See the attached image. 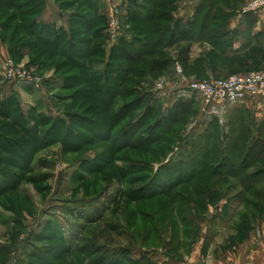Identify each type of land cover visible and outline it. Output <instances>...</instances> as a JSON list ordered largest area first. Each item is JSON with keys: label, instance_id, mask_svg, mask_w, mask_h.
<instances>
[{"label": "rangeland", "instance_id": "374dc122", "mask_svg": "<svg viewBox=\"0 0 264 264\" xmlns=\"http://www.w3.org/2000/svg\"><path fill=\"white\" fill-rule=\"evenodd\" d=\"M178 1L146 0L153 21L137 23L136 30L127 25L132 36L142 44L148 41L154 52L129 76L125 75L128 63L121 57L122 39L112 45L106 33V41L101 39L103 50H95L77 65L65 64L67 58L61 52L37 58L32 64L37 53L24 47L36 40L25 34L29 22L15 36V50L9 58L43 77L45 83L41 88L9 85L0 75V264H97L95 255L81 250L93 242L115 259L129 258L138 264L167 259L182 264L193 248L203 244L207 249L243 243L261 223L264 176L249 192L241 183L263 169L264 160L236 178L204 174L166 195L147 201L139 197L149 186L175 182L176 176L166 178L162 168L192 152V143L211 121H220L216 124L219 132H210L217 134L212 141L215 152L224 153L219 140L231 132V164L242 163L256 134L244 112H237L241 115L237 121L231 120L235 111L216 114L211 110L216 104L205 107L188 84L226 79L248 67L252 72L262 69L219 54L213 47L216 24L208 25L206 39L197 40L202 20L193 30L196 41L192 44H170L165 15L176 9ZM78 2L64 8L79 13L74 54L97 49L100 40L94 32L100 24L88 28L83 23L93 19V11L81 5L84 0ZM232 5L234 0L216 2L219 9ZM105 14L103 6L99 14L103 28L107 25ZM17 24H10L7 32L0 27V38L8 33L10 39ZM122 26L127 29L123 18ZM88 39L93 40L91 48L79 45ZM155 60H169V66L152 71ZM231 98L217 106L228 104ZM136 99L143 101V108L127 119L120 117L119 110ZM179 99L195 105L169 127L164 117ZM147 108L154 111L151 117L145 116ZM246 129L249 133L236 143ZM195 149L193 153L200 154ZM218 162L222 161L211 167Z\"/></svg>", "mask_w": 264, "mask_h": 264}, {"label": "trees", "instance_id": "16d2710c", "mask_svg": "<svg viewBox=\"0 0 264 264\" xmlns=\"http://www.w3.org/2000/svg\"><path fill=\"white\" fill-rule=\"evenodd\" d=\"M24 0H0V27L3 31H6V29L10 28V24L14 22H18V24L13 28V31L11 33V38L9 39L6 35L8 33L2 34L1 39L4 44H6L9 49L10 53H13L15 50V36L19 35L21 31L24 30L25 26L24 24L26 22H29L28 29H25V34L27 36H33L36 40L35 41H28V43L24 44V47H28L29 49L34 50L37 53V56L35 59H32V64H35L37 61V58H45V57H53L56 56L58 52H61L62 55L67 58V62L65 61V64H79L80 60H87L90 58V56L93 54V52L96 50L97 52H101L103 50V47L105 46V42H102L101 39L105 37L106 33V27L103 28V19L99 17L100 11H101V3L100 0H84L83 4H81L83 7H89L90 10L93 11L94 17L92 20L85 19L83 20V23L85 24V27L87 26L88 28H93L97 27L98 24V29H96L95 35L96 38L100 39L98 44H97V49L91 48L90 44L92 43L93 40H86L83 42H80L79 45H88L89 42L90 44L88 45L90 50H88L86 53H81L79 54H74L75 52L73 51L75 48L74 45V36L76 35V28H75V19L77 14V11L71 12L72 14L70 15V19L68 21V26L67 27H61L57 28L53 24H47L43 21L42 17L44 15L45 11V3L42 0H29V6L22 4ZM79 0H59V3L64 9L67 6H75L78 4ZM216 0L212 1H205L203 4L199 7L198 13L199 15L197 18L194 20V22H191L189 26H185L184 28L179 27L178 25L175 28L171 29V24L174 23V18L172 15V12L167 15H165V19H169L167 23H169V26L167 30L165 31L166 35H170L169 42L172 45L178 44V43H193L196 41L195 37V32L193 31L195 26L199 23L200 20H202V26L204 29H198V34L199 39H206L207 37V25L214 24L216 20L218 19L217 14H213V9L216 6ZM33 6V10H31L29 7ZM82 6H79L82 7ZM130 7L127 8L128 14H127V20L129 23L134 25L132 27L133 30L135 29V26L138 22L136 20L138 18V13ZM210 7V8H209ZM143 7L140 6V9ZM148 13V12H147ZM250 12L246 13L249 14ZM38 14V15H37ZM33 18V21L31 19ZM161 17H164L161 15ZM143 22L147 21H153V16L150 15L149 13L144 16V18L140 17ZM31 21V22H30ZM106 21V18H105ZM102 22V23H101ZM207 30V31H206ZM7 32V31H6ZM164 33V32H163ZM216 33V32H215ZM214 33V38L215 42H213V47L215 49L220 50L219 54H223L224 56L226 52L228 51V46L226 44L221 45L220 43V36L219 34L215 35ZM107 35V33H106ZM25 36V35H22ZM21 36V37H22ZM108 36V35H107ZM109 38V36H108ZM104 41H106V38H104ZM121 57L127 61V68L125 70V75L129 76L131 73H135V71L138 69L140 63L142 60L146 57L151 56L154 52L153 50H150L152 47H149L148 41L145 43H140L137 41L136 37L133 36L130 40H124L122 38L121 40ZM142 44V45H141ZM157 45V44H156ZM154 45V46H156ZM67 47L68 51L64 52L63 47ZM153 46V47H154ZM115 47V46H114ZM113 47V48H114ZM190 45L186 47V53L187 55L190 53ZM74 52V53H73ZM95 53V52H94ZM67 55L69 57H67ZM45 66V65H43ZM169 66V60L165 61H159L155 60L153 61L152 65V71L155 70H164ZM40 67V66H39ZM248 67L244 72L242 73H249L252 72V69H249ZM263 70V69H262ZM261 71V70H259ZM255 72V71H253ZM258 72V71H256ZM242 73H237V74H242ZM234 74V75H237ZM59 77V76H55ZM59 79L64 80L62 77H59ZM50 82V81H49ZM46 84H49L48 82ZM12 100V99H11ZM6 101L2 105H7ZM195 104L192 102H189L187 100H182L179 99L175 101L169 110L167 111L166 116L164 117V123L167 124L169 127L176 125L179 121L180 118L184 115L189 114L192 111V108ZM143 108V101L141 99H136L134 102L129 103L125 106H123L119 112L118 115L122 117L123 119H127L131 113L134 111H138ZM237 112H241V114L244 112L245 116H247V119H249L250 124L251 122V116L245 111V110H237L235 113L232 114V121H237L240 120L238 119V114ZM146 115L151 117L154 114V111L151 108H147L145 110ZM241 117V115L239 116ZM200 118V116H199ZM220 121L214 120L211 121L209 125L204 126L206 127L205 130L201 133L200 137L198 138L197 141L192 143L193 145H197V148L193 147L194 149L199 151L200 154L197 153L194 154L193 151L187 154L186 157L180 158L176 163H171L169 161V166L162 168V171L164 172V175L166 178H171L176 176L175 182L169 186V184H162L160 183L159 186H149L145 188V192L140 193L141 198L144 200H150L154 199L157 195H166L167 193H170L173 189L184 185L186 182L192 181L195 179L197 176L200 175H213V176H219V177H231L233 176L236 178L239 173H241L244 170H247L251 168L256 162L258 161H263L264 160V133H263V128H264V123H261L258 127L256 126L253 127L255 128L256 134L254 135L253 138V143L249 147V149L246 151L247 155H245V158L243 159L242 163L240 165H235L230 163V153L233 150V145L231 148V132L228 134L223 135L220 137L219 144H220V149L222 148L224 153H218L215 152L213 149V143L212 141L216 137L215 135L217 134H211L210 132L214 130L215 132H219L217 125ZM248 130L246 129L243 134H241L240 137L236 138L238 139L236 143H241L242 140L244 139L245 133L247 134ZM249 133V132H248ZM220 136V134H218ZM219 138V137H218ZM160 139V136L155 140L158 141ZM222 140V143L220 141ZM141 142V141H140ZM143 143H146L145 141L141 142V145ZM137 147V146H136ZM134 147V148H136ZM216 149V148H215ZM247 149V148H246ZM236 152L238 153L239 148H235ZM215 152V153H214ZM216 161H222L219 163L216 167H211L213 162ZM168 164V163H167ZM231 164V165H229ZM160 171V173L162 172ZM264 176V168L261 170H258L255 173H252L248 175L247 179L242 180L243 186L249 191H251L252 188H254L257 184H259L260 179ZM170 188V189H169ZM168 189V190H167ZM203 193V192H202ZM242 198H243V194ZM261 195L264 197V186L261 191ZM241 199V201H243ZM230 201H227V204H229ZM227 206H225L226 208ZM85 253L93 254L97 257L96 263L97 264H138V262H135L132 259L127 258V261L125 259L121 260L119 258H114L113 254L110 257L108 253L104 252L103 248L101 249L100 247L97 246V243L93 242L92 245L90 246H84L81 249ZM109 256V257H108ZM138 261V259L136 260ZM153 264H158L154 262L153 260L151 261ZM151 264V263H149Z\"/></svg>", "mask_w": 264, "mask_h": 264}, {"label": "crops", "instance_id": "0c3cea01", "mask_svg": "<svg viewBox=\"0 0 264 264\" xmlns=\"http://www.w3.org/2000/svg\"><path fill=\"white\" fill-rule=\"evenodd\" d=\"M42 1L45 3L43 21L47 24H53L57 28L67 27L72 13L62 9L59 0ZM120 1L123 6V21H125L126 28L128 24H131L127 20V8L131 5L134 12L138 13L140 11L136 22L141 23L142 20L139 18L146 16H142L141 13L148 12L146 0ZM205 1L212 0H179L176 9L172 12L174 18L172 28L177 25L184 28L194 22L199 15V7ZM250 1L234 0L235 5L224 6L220 9L215 6L213 14L218 15V19L214 23L216 24L215 35L219 34L221 45L226 44L228 46L225 55L231 60L240 58L239 60L243 62L240 61L239 63H243L244 66L256 65L260 69H264V9L244 14L242 6ZM100 3L102 7H105L106 13V0H100ZM140 6L143 8L140 9ZM200 29H204L203 26ZM124 32V40L133 38L130 29L124 28ZM9 56L10 49L0 38V65ZM0 75H2L1 66ZM233 97L228 104L226 103L223 106H217L216 104L211 110L216 114L222 110L230 112L245 110L251 116V126L258 127L261 123H264V96L238 95ZM166 260L157 261V263L175 264ZM182 264H264V218L249 233L243 243H234L224 248L211 247L207 249L203 244L193 248L188 260Z\"/></svg>", "mask_w": 264, "mask_h": 264}, {"label": "built area", "instance_id": "2783aa9c", "mask_svg": "<svg viewBox=\"0 0 264 264\" xmlns=\"http://www.w3.org/2000/svg\"><path fill=\"white\" fill-rule=\"evenodd\" d=\"M107 30L109 42L113 45L124 37L122 26L123 6L120 0H106ZM264 9V0H251L244 7L243 13ZM2 76L10 84H30L37 88L44 85V78L32 70L18 66L7 57L4 59ZM189 89L196 92L203 100L205 107L224 102L233 96H264V70L258 72L232 75L222 80L193 81ZM9 86L7 87L8 90ZM204 111V110H203Z\"/></svg>", "mask_w": 264, "mask_h": 264}]
</instances>
